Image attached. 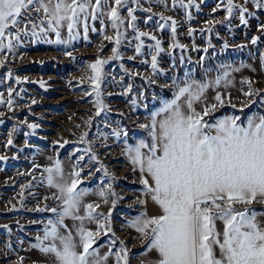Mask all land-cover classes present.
<instances>
[{"label":"rangeland","instance_id":"1","mask_svg":"<svg viewBox=\"0 0 264 264\" xmlns=\"http://www.w3.org/2000/svg\"><path fill=\"white\" fill-rule=\"evenodd\" d=\"M219 2L221 0H194L187 10L192 16L188 20L183 9L173 7L172 0H139L140 7L134 13L136 28L150 34L142 37V55L135 52L138 43L134 39L135 32L125 25L122 29L125 38L118 48L120 59H108L116 45L114 40L104 37H114V31L106 22L102 33L99 20L89 21L87 39H84L82 27L77 29L78 37L68 44L46 43L47 39H56L51 33L33 41L29 32L27 36L21 35V43L16 45L14 53L0 49V60L4 61L0 65V97L7 101L8 89L13 90L11 107L0 103V157L7 158L0 160V264H53L50 256L30 245L43 234L47 220L55 219L50 211H37V208H59V202L51 199L56 190L42 179L47 175L43 169L57 159L66 175L73 167L80 171L79 187L90 189L85 203L99 205L97 211L105 216H109L111 209L110 220L99 221L111 224V232L101 229L98 233L105 237L101 242L108 247L111 245L114 253L122 247L120 241H123V247L129 250L128 264H141L134 258L140 250L133 248L142 239L133 242L122 231L129 216L136 215L140 209L137 193L143 186L124 155L125 141L129 145H135L140 139L150 141L149 130L140 125L150 122L152 111L161 106L162 99L172 98L173 78L183 81L187 72L192 79L214 80L224 71L221 65H231L239 69H229L228 79L232 83L224 87L222 82L205 93L204 103L216 104L214 111L221 109L219 114L212 113L206 119L212 122L218 115L242 113L243 121L254 113L264 114V68L260 59V53L264 52V31L259 27L264 24V9H257L249 2L245 6L254 15L246 17V25L239 23L238 12L223 24L209 25L206 22L223 20L225 16L223 9L212 12ZM234 3L243 4L244 0H234ZM160 14L178 22L176 42L183 48L170 47L173 43L171 22L160 29L158 24L166 23L160 19ZM121 15L126 17V10H122ZM210 26L211 32L206 30ZM189 28L195 29L191 36ZM150 36L159 39L164 49L157 57L155 72L151 67L154 49L148 47L155 41ZM254 36L259 37L256 44L251 42ZM67 38L64 28L61 39ZM233 50L237 55L231 57L228 53ZM98 58L108 60L101 67L99 98L105 107L99 114L96 90L90 80L93 74L90 65ZM245 79L251 82L253 90H259V95H244L249 91V85L242 83ZM156 87L163 92L159 94ZM217 91L221 94L222 105L214 99ZM150 100L155 102L148 104ZM203 106V103L195 105L198 111ZM245 106L251 108L243 110ZM29 124L37 127L29 128ZM132 128L138 129L133 131ZM114 130L119 137L113 135ZM10 135L12 143L8 144ZM93 154L95 160L91 159ZM34 164L40 167L33 168ZM128 181L140 185L132 186ZM25 185L27 187H22ZM101 191L106 193L107 203L97 194ZM242 206L245 205L237 207ZM65 223L69 227L73 225L70 218H66ZM91 230L96 231V223ZM113 240L116 241L114 245L111 244Z\"/></svg>","mask_w":264,"mask_h":264},{"label":"snow or ice","instance_id":"2","mask_svg":"<svg viewBox=\"0 0 264 264\" xmlns=\"http://www.w3.org/2000/svg\"><path fill=\"white\" fill-rule=\"evenodd\" d=\"M249 2L257 9H264V0H244L243 4L221 0L212 12L223 9V20L206 23L223 24L238 12L239 23L246 25V17L254 15L245 6ZM172 3L173 7L179 6L185 11L188 20L192 19L187 10L194 0H172ZM139 7V0H0V49L14 53L16 45L21 43V35L27 36L29 32L33 41L51 33L56 39H47L46 43L68 44L78 37L77 29L82 27L84 39H87L89 21L99 20L102 33L106 22L114 31V37H104L114 40L116 45L108 59H120L118 48L125 38L122 31L125 25L135 32L134 39L138 41L135 52L142 55V37L150 34L136 28L134 13ZM122 10H126V17L121 15ZM160 19L166 22L158 24L160 29H164L168 21L171 22L173 43L170 47L183 48L176 42L178 22L162 14ZM259 27L264 31V24ZM64 28L68 32L67 39H61ZM91 30L96 31L95 27ZM206 30L211 32L212 27ZM194 31L189 28L188 35L191 36ZM150 39L155 41L154 45L148 46L154 49L151 67L155 72L157 57L164 49L155 36H150ZM258 39L254 36L251 42L256 44ZM260 59L264 68V52L260 53ZM107 62L98 58L90 65L93 73L90 80L97 96V114L105 107L99 98V81L101 67ZM3 63L0 60V65ZM220 67L224 71L214 80L192 79L187 72L183 81L174 77L172 98L162 99L161 106L152 111L150 122L140 125L149 130L150 141L140 139L135 145L125 141L124 155L133 170L138 168L141 173L143 194L150 197L159 209L157 215L148 216L141 212L128 222L129 227L146 239L147 250L157 254L149 264H264V220L261 219L264 210L258 211L253 207L254 204L264 205V114L254 113L243 121L239 116H224L214 122L206 119L216 108V104L204 103L206 91L217 88L222 82L224 87H228L232 83L228 79L229 69L239 70L231 65ZM242 83L249 85L245 96L259 95V90L251 88L250 81L245 79ZM8 92V100L0 97V103L11 107L13 90L9 88ZM214 99L223 104L218 91ZM197 103L204 104L201 111L195 107ZM28 127L35 129L37 125L29 124ZM113 135L119 137L120 134L114 130ZM11 143L10 135L8 144ZM2 159L7 158L0 157ZM91 159L95 160L96 156L93 154ZM39 167L33 165V168ZM43 172L47 174L42 177L47 186L56 190L51 199L59 202V208H37V211H50L55 219L47 220L43 234L38 235L36 243L30 247L50 256L53 264H107L110 256H114L115 264H128L129 250L123 247V241H120L122 247L114 253L110 245L103 255L95 246L101 229L111 232L110 222H99L100 219L110 220L111 209L109 216H105L97 211L99 205L84 202L90 189L79 187L80 171L73 167L66 175L61 161L57 159ZM97 194L104 197V203L108 202L105 192ZM112 203L115 205L116 201ZM139 203L144 204L145 201L140 200ZM66 218L73 221L71 227L65 223ZM85 221L95 222L96 231L86 227ZM218 221L222 223V230L217 228ZM115 242L113 240L111 244Z\"/></svg>","mask_w":264,"mask_h":264},{"label":"crops","instance_id":"3","mask_svg":"<svg viewBox=\"0 0 264 264\" xmlns=\"http://www.w3.org/2000/svg\"><path fill=\"white\" fill-rule=\"evenodd\" d=\"M220 117H223V115H218L217 116V118H220ZM212 122H214V121H212ZM135 172H136V176L138 178H140L141 177V173H140L138 168L135 170ZM143 189H144V186H141L140 189H139V192L137 194H138L139 201L140 200H144L145 203L144 204H140L139 203V205H138L139 208H140L139 211L134 216L130 215L129 218H128L129 221L133 220L141 212H145L148 216L157 215L159 213L158 206L155 205L151 201L150 197H148V196L143 194ZM241 208H243V206ZM261 219L264 220V217H261ZM85 224H86L85 225L86 227H88L89 229H92V227L95 225V222L85 221ZM217 228L219 230H222V223L219 222V221L217 222ZM123 229L124 230H122V231L124 232V234L130 236L131 240L133 242H138V241H140L142 239L140 234L134 228L128 226V223H127V225L125 227H123ZM95 246L99 248V252H100L101 255H103L105 252H107L108 248H109L108 245L105 242L98 243ZM156 255L157 254L154 251L149 252L146 247H143L142 250H140L139 252L134 254V256H135L134 258H135V260H137L141 264H149L150 261H154L156 259ZM107 264H114V257L113 256L109 257V260H108Z\"/></svg>","mask_w":264,"mask_h":264},{"label":"trees","instance_id":"4","mask_svg":"<svg viewBox=\"0 0 264 264\" xmlns=\"http://www.w3.org/2000/svg\"><path fill=\"white\" fill-rule=\"evenodd\" d=\"M237 52L236 51H234L233 50V52H230V53H228V54H230L231 55V57L234 55V54H236ZM237 55V54H236ZM157 88V87H156ZM159 94H161L163 91H161L160 90V88H157V90H156ZM154 103L155 102V100H150L149 102H148V104L149 103ZM251 108V106H245L244 108H243V110H246V111H248V109H250ZM220 110L221 109H217L216 111H213L212 113L214 114V115H216V114H219L220 113ZM232 110V109H231ZM242 114V113H241ZM240 113L238 114V116L241 118V115ZM237 115V114H236ZM211 117V116H210ZM133 129V131H136L138 128H132ZM138 131H140V130H138ZM144 135V134H143ZM127 183H129V184H131L132 186H139L140 184L139 183H137V182H130V181H128ZM243 207H245V206H243ZM253 207L254 208H256L258 211L259 210H264V205H261V204H254L253 205ZM105 239V237H104V235L103 234H98V239H97V242H96V244L97 243H99V242H101L102 240H104ZM146 243H147V241H146V239L145 238H142V241L141 242H139V244L138 245H136L133 249L134 250H142V248L143 247H145V245H146ZM33 264H35V263H33Z\"/></svg>","mask_w":264,"mask_h":264}]
</instances>
